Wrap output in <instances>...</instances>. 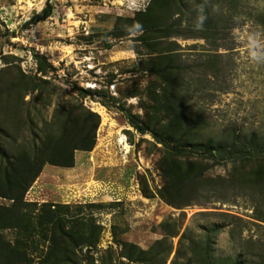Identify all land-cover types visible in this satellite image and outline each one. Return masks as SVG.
<instances>
[{
  "label": "rangeland",
  "instance_id": "1",
  "mask_svg": "<svg viewBox=\"0 0 264 264\" xmlns=\"http://www.w3.org/2000/svg\"><path fill=\"white\" fill-rule=\"evenodd\" d=\"M179 2L180 11L172 20L174 26H182L183 35L170 40L178 43L181 59L194 66L211 56L219 69L197 81L191 104L205 110L212 134L257 131L264 135V31L259 21L264 0ZM45 3L0 0V88L21 74L50 80L41 98L34 97L36 93L24 96V107L36 123L34 133L25 129L27 142L33 137L39 141L44 126L62 108L90 110L99 115V125L94 148L75 151L72 167L44 165L25 200L68 204L73 213L82 206V213L92 214L103 228L94 253L97 259L110 246L120 250L115 235L148 248L163 236L161 222L173 216L195 240L203 237L204 228L222 224L212 247L216 259L235 260L242 255L252 264H264V192L226 186L182 209L168 205L157 193L163 184L161 145L155 147L151 134H140L119 110H108L97 98H83L73 88L107 89L133 113L143 115L140 104L147 98L151 78L138 63L147 52L132 39L136 34L117 39L107 32L118 17L144 9L145 0H53L52 14L29 24ZM195 26H219L220 31L196 37ZM30 54L36 64L35 54L44 55L54 70L43 75L27 65L24 71L21 65ZM195 72L201 75L202 70ZM129 92L136 94L128 96ZM101 107L105 116L96 111ZM232 171V163L223 162L212 167L208 176L229 178ZM6 203L0 199V204ZM178 239L173 238L175 248Z\"/></svg>",
  "mask_w": 264,
  "mask_h": 264
},
{
  "label": "trees",
  "instance_id": "2",
  "mask_svg": "<svg viewBox=\"0 0 264 264\" xmlns=\"http://www.w3.org/2000/svg\"><path fill=\"white\" fill-rule=\"evenodd\" d=\"M52 1L46 0L28 23L47 19L52 14ZM180 3L149 0L133 16L118 17L107 32L117 39L136 34L132 39L147 52L138 63L151 78L147 98L140 104L143 115L133 113L107 89L73 88L83 98H97L108 110H119L140 134H151L155 147L161 145L159 169L163 184L157 193L168 205L182 209L226 186L264 192V135L257 131L212 134L205 110L191 104L197 81L211 70L215 75L219 69L211 56L194 66L181 59L178 43L170 40L183 35L182 26H174L176 20H172L180 11ZM259 21L264 31V14ZM195 27L196 37L220 31L219 26ZM35 58L37 72L45 75L54 70L44 55L35 54ZM195 69L202 70L201 75ZM50 83L42 76L21 74L17 81L0 88V199L8 201L0 204V264H166L172 254L168 264H252L242 255L235 260H218L212 255L222 224L204 228L203 237L195 240L173 216L161 222L163 236L148 248L120 240L114 234L120 250L110 246L97 259L94 253L103 228L92 214L82 213V206L73 213L68 204L26 201L25 194L44 165L72 167L75 151L89 152L96 143L99 115L75 106L56 112L44 126L39 141L37 137L25 141V129L29 127L34 133L36 123L24 107V96L36 93L34 97L41 98ZM135 94L129 92L128 96ZM223 162L233 165L229 178L208 176L212 167ZM178 236L175 248L173 238Z\"/></svg>",
  "mask_w": 264,
  "mask_h": 264
},
{
  "label": "built area",
  "instance_id": "3",
  "mask_svg": "<svg viewBox=\"0 0 264 264\" xmlns=\"http://www.w3.org/2000/svg\"><path fill=\"white\" fill-rule=\"evenodd\" d=\"M27 65L33 70L34 73H37V64L35 63L32 54L27 56V58L23 61L21 65L24 71L26 72L28 70Z\"/></svg>",
  "mask_w": 264,
  "mask_h": 264
},
{
  "label": "bare ground",
  "instance_id": "4",
  "mask_svg": "<svg viewBox=\"0 0 264 264\" xmlns=\"http://www.w3.org/2000/svg\"><path fill=\"white\" fill-rule=\"evenodd\" d=\"M28 3L30 4V1H28ZM32 4V3H31ZM30 4V5H31ZM94 107V106H93ZM102 108V107H101ZM95 108L96 109V111L98 112V113H100L102 116H105L104 114H105V111H104V109L102 108ZM109 116V115H108Z\"/></svg>",
  "mask_w": 264,
  "mask_h": 264
},
{
  "label": "clouds",
  "instance_id": "5",
  "mask_svg": "<svg viewBox=\"0 0 264 264\" xmlns=\"http://www.w3.org/2000/svg\"><path fill=\"white\" fill-rule=\"evenodd\" d=\"M148 0H145V7L147 6ZM137 28L140 27V25H136Z\"/></svg>",
  "mask_w": 264,
  "mask_h": 264
}]
</instances>
